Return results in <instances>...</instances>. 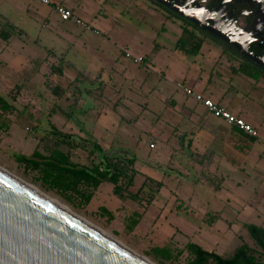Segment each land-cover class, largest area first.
Masks as SVG:
<instances>
[{
    "label": "rangeland",
    "instance_id": "obj_1",
    "mask_svg": "<svg viewBox=\"0 0 264 264\" xmlns=\"http://www.w3.org/2000/svg\"><path fill=\"white\" fill-rule=\"evenodd\" d=\"M24 1L33 17L0 0V30L14 28L11 40H0V96L15 108L0 111V167L154 264H191L188 244L224 259L243 249L264 264L248 229L264 230V78L238 72L232 55L199 33L198 55L176 51L187 27L144 0H81L84 16L98 7L108 16L85 22L99 36ZM59 66L62 76L54 74ZM178 84L213 103L224 97L257 138L237 150L229 127ZM55 87L64 91L59 98ZM52 128L81 140L78 149L55 139ZM34 152L89 169L102 154L133 157L128 192L139 203L115 198L108 184L74 186L16 159Z\"/></svg>",
    "mask_w": 264,
    "mask_h": 264
},
{
    "label": "water",
    "instance_id": "obj_2",
    "mask_svg": "<svg viewBox=\"0 0 264 264\" xmlns=\"http://www.w3.org/2000/svg\"><path fill=\"white\" fill-rule=\"evenodd\" d=\"M238 51L264 71L263 61ZM0 264L144 263L0 172Z\"/></svg>",
    "mask_w": 264,
    "mask_h": 264
},
{
    "label": "trees",
    "instance_id": "obj_3",
    "mask_svg": "<svg viewBox=\"0 0 264 264\" xmlns=\"http://www.w3.org/2000/svg\"><path fill=\"white\" fill-rule=\"evenodd\" d=\"M10 26V25H9ZM11 30L2 28L0 30V40L3 42H8L13 38L14 28L10 26ZM21 33V32H20ZM180 38L175 44V50L187 55L196 56L199 53L203 39L196 35L195 30L183 28ZM62 66L55 69L54 74L62 76ZM238 72L243 75L258 79L256 73H258L262 78L264 74L260 71H254L246 66L238 65ZM79 77L81 74H78ZM52 95L54 97H61L64 91L60 87H55L52 90ZM14 101V99H13ZM0 111L2 113L12 114L15 111L14 106L10 101L0 96ZM234 134L238 136L237 150L243 151V144L252 143L254 138L232 128ZM51 135L57 139L60 143L71 149H77L79 143L76 142L70 135L62 134L57 132L55 129H51ZM185 134L182 135V140ZM191 145V140H188V147ZM241 148V149H240ZM99 151V150H98ZM19 163L24 164L27 167L33 169H38L40 166L47 168L51 174L55 175V179L61 180L65 179L74 186L85 185L92 189L98 188L101 184H109L112 186V194L119 200H130L132 202L139 203L138 197L133 194H129L128 190L133 187L136 170L135 159L133 157H127L126 155L117 157H107L102 154L100 161L97 165L92 168L79 167L71 164L68 159L62 154H57L55 157H43L39 153L34 152L29 158L17 157ZM142 188H140L141 190ZM88 199V198H87ZM139 218V217H138ZM137 220H133L130 226V230L137 224ZM252 240L255 242L256 246L261 250L264 255V230L257 229L254 226H248ZM186 250L192 257L191 264H263L255 261L247 251L240 249L234 256L230 259H224L219 255L214 253H208L203 251L201 248L188 244Z\"/></svg>",
    "mask_w": 264,
    "mask_h": 264
},
{
    "label": "flooded vegetation",
    "instance_id": "obj_4",
    "mask_svg": "<svg viewBox=\"0 0 264 264\" xmlns=\"http://www.w3.org/2000/svg\"><path fill=\"white\" fill-rule=\"evenodd\" d=\"M144 2L158 9L164 16L175 19L173 21L211 40L217 47L232 55L233 61L239 66L243 65L264 74L250 58L244 57L238 51L245 50L254 59L264 62V0H144ZM184 16L201 23L207 30L193 25ZM214 33L219 34L221 38L215 37Z\"/></svg>",
    "mask_w": 264,
    "mask_h": 264
},
{
    "label": "built area",
    "instance_id": "obj_5",
    "mask_svg": "<svg viewBox=\"0 0 264 264\" xmlns=\"http://www.w3.org/2000/svg\"><path fill=\"white\" fill-rule=\"evenodd\" d=\"M32 1H36L43 6L50 7L52 11L58 16L60 21L72 23L73 25L81 28L84 31L92 32L95 36H99V33L97 31H92L93 29H91L90 26L87 25V23L77 18L71 10L61 5L54 4L51 0ZM123 53L125 58L132 60L133 64H143L142 58H134L128 52L125 51ZM176 88L181 90L186 97H190L194 102L201 104L208 113L212 114L217 118H220L227 126L235 128L238 131L252 138H257L256 131L250 125L246 124L242 119L232 115L225 109L213 103L211 100L204 99L200 94L195 93L191 88L185 87L182 84H178Z\"/></svg>",
    "mask_w": 264,
    "mask_h": 264
},
{
    "label": "crops",
    "instance_id": "obj_6",
    "mask_svg": "<svg viewBox=\"0 0 264 264\" xmlns=\"http://www.w3.org/2000/svg\"><path fill=\"white\" fill-rule=\"evenodd\" d=\"M1 1L3 2L4 6H7V7L11 8V9H9L10 11L11 10H15V11H17V12H19L21 14H25L27 16H32V17L34 16L32 11L30 10L29 6L26 5L24 0H1ZM51 1L54 4L61 5V6L65 7V8H67V9L71 10L76 15L77 18H79L80 20H82L84 22H88V23L90 22V23H93V24H95V22L103 23L105 21L104 19L108 18V16H106L105 12L101 9L102 7H100V8L98 7L95 10L91 11L88 14L89 16H87V15L84 16L83 13H84L85 8H84L83 2L81 0H51ZM50 10H52V9L50 8ZM85 13H86V11H85ZM99 15H102V16H99ZM65 37L68 38L67 36H65ZM68 40H69V38H68ZM195 85H196L195 82L191 83V86L193 88H194ZM215 103L218 106H220L221 108H223L226 111H228L229 113L238 116V118H241V111H236L237 113H233V107H232L231 103H229L228 101H225L224 97L220 98V99H216ZM173 104H174V102H173ZM190 111L191 112H190L189 119L192 117V115L194 113V111H192V110H190ZM214 132L216 133V130L213 131V133ZM227 134L229 135V138H233V139L238 140V136L233 133L231 127H229V130H228ZM227 134H225V135H227ZM196 138H197V133H195L194 130L193 131H189V140L194 139V141H196L195 140ZM254 139H256V138H254ZM195 144H196V142L193 144V146H196ZM101 185H103V184H101Z\"/></svg>",
    "mask_w": 264,
    "mask_h": 264
},
{
    "label": "bare ground",
    "instance_id": "obj_7",
    "mask_svg": "<svg viewBox=\"0 0 264 264\" xmlns=\"http://www.w3.org/2000/svg\"><path fill=\"white\" fill-rule=\"evenodd\" d=\"M0 172L3 173L4 175L8 176L9 178H11L12 180H14L15 182L19 183L23 187L27 188L28 190H30L31 192H33L34 194H36L37 196H39L40 198H42L43 200H45L46 202H48L49 204L53 205L54 207H56L60 211H62L65 214H67L68 216L72 217L73 219H75L79 223L83 224L84 226H86L90 230H92L95 233H97L98 235L102 236L103 238H105L109 242L113 243L114 245H116L120 249H122L125 252H127L128 254L132 255L133 257H135L136 259H138L142 263H144V264H154L149 259H147L146 257L141 256V255L133 252L132 250L128 249L127 247L123 246L121 243H119L118 241H116L111 235H109L107 233L100 232L98 229L90 226L84 219L76 216L75 214H73L72 212H70L69 210H67L66 208L62 207L61 205H59L58 203L54 202L53 200H51L47 196L43 195L41 192H39L35 188L31 187L30 185H28L25 182L21 181L19 178H17L14 175L10 174L5 169H3V168L0 167Z\"/></svg>",
    "mask_w": 264,
    "mask_h": 264
}]
</instances>
